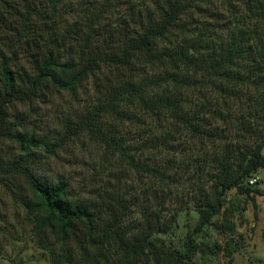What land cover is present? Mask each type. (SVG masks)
Segmentation results:
<instances>
[{
    "label": "trees",
    "instance_id": "16d2710c",
    "mask_svg": "<svg viewBox=\"0 0 264 264\" xmlns=\"http://www.w3.org/2000/svg\"><path fill=\"white\" fill-rule=\"evenodd\" d=\"M98 1L100 8L91 5ZM118 1L0 0V140L19 150L15 159L0 157V173L20 174L27 184L31 195L24 203L35 211V229L52 237L51 264H185L200 246L191 233L183 247L167 244L158 234L171 221L165 226L158 212L146 208L143 225L132 234L125 210L72 199L67 181L40 178L27 157L36 148L54 154L59 144L10 120L13 103L73 92L107 67L128 70L132 75L104 102L67 120L64 136L87 130L112 153H170L168 134L152 133L128 150L119 132L103 129L102 121L106 113L136 116L126 105L148 112L154 123L165 113L176 118L196 137L187 147L203 156L199 167L209 169L212 181L194 232L223 214L227 190L250 194L245 181L264 168V0H138L136 12L111 21L107 12ZM214 2L225 3L237 19L214 25L191 18ZM142 66L157 72L142 76ZM196 90L217 92L220 104L212 98L190 104L187 95ZM222 217L217 230L226 234L232 225Z\"/></svg>",
    "mask_w": 264,
    "mask_h": 264
},
{
    "label": "rangeland",
    "instance_id": "374dc122",
    "mask_svg": "<svg viewBox=\"0 0 264 264\" xmlns=\"http://www.w3.org/2000/svg\"><path fill=\"white\" fill-rule=\"evenodd\" d=\"M99 2L91 5H99L100 8ZM216 2L194 10L191 18L193 16L195 21L199 19L201 23L214 25L237 19L230 15L225 3ZM138 3V0H119L117 6L107 12V16L111 21L127 17L129 9L135 8L134 11H137ZM89 8L98 11L91 6ZM2 42L0 39V47L4 48ZM17 64L28 67L27 60L22 57H18ZM139 72L142 76H150L157 70L142 66ZM131 75L125 68L107 67L83 81L73 92L64 90L51 94L48 100L13 103L9 108L10 120L16 118L22 129L59 144L54 154L36 148L27 157L33 171L52 183L67 181L68 196L72 199L103 208L109 206L125 210V223L130 225L132 234H137L143 225V208L158 212L165 226L171 221V228L158 234L167 244L183 247L187 234H194L200 250L185 264H264V168L249 177L257 178L256 183L251 184L249 179L245 181V187L252 190L250 194L240 193L234 188L227 190L223 196V214L213 216L212 223L205 225L202 231L194 232L200 209L205 208L202 203L209 198L207 193L212 181L209 169L199 167L198 162L202 161L203 156L187 147L188 141L193 142L196 137L176 118L165 113L161 120L154 123L148 112L126 105L123 108L134 111L138 118L116 117L113 113H106L102 121L103 129L111 126L113 132H119L128 150L152 133L168 134L172 142L170 153H147L150 150L145 149L143 153H112L104 142L96 140L87 130L64 136V124L68 119L77 120L79 115L104 102L108 91L119 87L121 81L129 79ZM219 96L217 92L209 90H196L192 96L187 95L191 99L190 104L210 98L217 102ZM146 143L150 145L149 140ZM18 153L14 142L0 140V157L15 159ZM254 190H260L262 194ZM30 195L20 174L4 176L0 173V264L52 262L48 251L51 246L47 244L52 242V237L47 230L39 233L35 229V211L32 212L24 203ZM222 215L232 225V230L226 234L217 230ZM43 235L47 236L48 241Z\"/></svg>",
    "mask_w": 264,
    "mask_h": 264
},
{
    "label": "built area",
    "instance_id": "2783aa9c",
    "mask_svg": "<svg viewBox=\"0 0 264 264\" xmlns=\"http://www.w3.org/2000/svg\"><path fill=\"white\" fill-rule=\"evenodd\" d=\"M249 182H250L251 184H254V183L257 182V178L252 177V178L249 179Z\"/></svg>",
    "mask_w": 264,
    "mask_h": 264
}]
</instances>
